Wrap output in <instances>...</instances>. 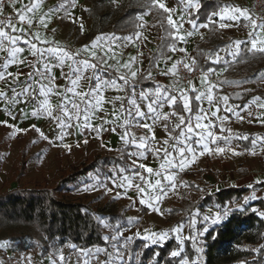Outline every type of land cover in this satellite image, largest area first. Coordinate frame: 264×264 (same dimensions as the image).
<instances>
[{
    "label": "crops",
    "instance_id": "crops-1",
    "mask_svg": "<svg viewBox=\"0 0 264 264\" xmlns=\"http://www.w3.org/2000/svg\"><path fill=\"white\" fill-rule=\"evenodd\" d=\"M115 5L116 3L113 0ZM180 0H158L159 3H164L167 8L172 9L171 13L164 12V14H159L153 8H147L144 12L138 13L136 28L130 32H125L122 34H117L112 31H105L90 34L92 19L88 16V8L91 5V0H88L87 7L85 10V19L82 17H77L80 13L72 9V13L69 15L71 22H77L81 24V19H83V28L79 33L82 35L83 41L79 45L67 46L57 41L54 37V34L51 32L56 31L57 33L62 31V25L59 21L62 20L64 15L63 11V2L64 0H38L41 4V8L37 9V16L40 12L45 13L50 12V18L46 17L47 28L42 27L38 20L34 21V24L37 27L33 29H28L29 34L39 32L40 36L50 42V44H42L38 41L39 47L46 48L49 46H58L64 50L70 51L71 53L79 52L80 55L77 56V59H89L92 63H99L100 58H103L107 61L106 64L99 65L98 71L100 68L106 69L100 71V75L105 78L112 79L116 78L117 82L123 85V81L118 79L120 74H125L129 79V86H125L123 91H117L113 88H107L103 91V95L106 98H113L116 95L125 97L124 103L127 106V97L131 96L132 88H135L137 94L142 90L155 89L156 83L159 82L160 85L167 88L171 94L179 95L181 90L188 92L191 103L193 105V110L195 111L196 107L202 106L206 111H215L216 105H209L207 100L198 105L195 100V95L191 91L192 85L189 83L193 82L197 89L205 91L206 89L201 85L200 81L202 75L206 72L207 69L212 68L215 71L208 74V81L212 83H218L221 81H227L219 89L213 90L214 99L220 104V111L218 116H226L228 119L224 123L226 129H230L233 134V138L230 141L229 145H225L224 141H218V146L225 147L223 153L217 154L215 151L205 152L200 154L198 150L197 155L194 158H190L189 165H186L183 171H175V180L173 181L175 187L173 188L169 185L166 194L162 198L153 204L152 207H171L177 206L179 199L185 198L192 202H196L205 195L213 194L226 187H246L248 188L240 199L233 201L232 203L226 202L223 206L215 202H210L206 204L204 214L208 211L216 210L217 213H220V210H225L221 214L223 221L227 218V215L231 209L239 208L240 205H244V198L252 196L253 193L256 195V199H251L246 205H251V209H255V214L259 218H264L258 215L259 212H264V109H261L253 101L254 97H260L261 101L264 102V53L257 51H249L250 44H241L240 53L238 56L234 57L229 55V50H235V41H246L248 39V33L251 31V23L249 20L241 19L239 23L225 19L223 23L231 25L230 27L221 28L219 24L221 20L218 15L221 13L222 9L227 6L232 7H241L247 9L251 18L254 19L250 12V8L246 6H241L237 4L234 0H219L221 2L220 7L216 11H211L205 21H198L197 18H192L191 15L196 11L197 7H193L190 11H183L181 9ZM32 0H17L16 9H20L23 5L30 4ZM195 4L198 5V0H194ZM158 9V5H156ZM150 10L157 18L159 24V31L151 33L149 29H142L140 26L141 18L144 14ZM162 10V9H160ZM15 14V9H13ZM163 11V10H162ZM77 14V15H76ZM169 15H172L173 20L180 24H183V27L180 28L178 35L184 36V40L174 39V35H177L176 29L171 28L168 25L167 18ZM31 16V14H29ZM162 17L165 23L169 27V32L166 34L163 32L160 18ZM209 17L212 18V22H209ZM195 20L197 24L208 23L207 28L197 27L195 30L192 29V25L189 23V20ZM258 23L261 21H257ZM17 28H28L27 23L20 24L18 18L12 22ZM239 25V26H238ZM5 30L11 31L7 27V22H5ZM191 31L192 35H187ZM139 33V36H137ZM19 34V33H16ZM98 37H104L106 39H101L98 41V44L102 47L90 48L89 51H83L84 46L91 45L93 41H96ZM131 37L129 40L128 38ZM162 43L163 40H166ZM169 39V41H168ZM175 46V51L172 50V46ZM25 47V51L21 54L18 59L23 60H34L35 58L27 51V46L19 45ZM183 48L185 51H180L179 49ZM111 49V51H109ZM92 52L96 53V56H92ZM183 53V54H182ZM114 54V58H113ZM219 54L223 59L216 63L215 56ZM185 55L188 62L193 63L195 60V66L200 69L201 74L197 76H192L186 80L180 79L177 70L173 72H168L167 75H162V72H167L171 68L172 64L177 62L178 58ZM131 57H135V61L131 64L130 69H125L122 65L130 61ZM5 60V53L0 51V64ZM200 60L201 65H206V67L198 66V61ZM117 62H119V71H117ZM108 65H112L111 68H108ZM41 69L43 65H37ZM62 71L67 74L69 68L65 65ZM131 71H136L137 76L133 80L131 77ZM8 72L12 73L11 76H6L4 80H0V92L5 93V96H0V125L11 126L14 124V115L19 114L24 120L25 124L33 126L34 124H42L46 129L61 132V129L57 126L54 119L48 118L46 115H36L33 116L34 111H38L39 104L38 100H42L43 97L33 99V92L36 91L37 85L36 81L39 80V75L36 73V68L29 66L27 63L18 64L10 66ZM56 77V84L60 86H66L67 81L61 78V68L56 67L52 69ZM148 72H151V79H146ZM20 73L19 80L16 79L15 74ZM33 73V78L29 83L33 84V88L29 90L27 95L16 97L15 93H19L21 90L20 86L25 84V81L28 79V74ZM92 70H88L84 73L85 77L91 76ZM42 83L47 84L48 81H42ZM95 86V81H89L88 79H81L77 91L82 93L89 91V88ZM15 89V93L12 91ZM57 91L62 92L63 88L57 89ZM228 96L229 106L235 107L239 106L236 111L237 114L232 112H225L222 101L219 100L221 96ZM137 99L139 97L137 95ZM27 101V102H25ZM61 97L55 94L50 96V103L55 109L61 103ZM247 105V108L244 106ZM120 101L116 102V108H119ZM140 107L142 110L146 111V102L140 101ZM177 111H180L182 114V103H178L175 106ZM104 112H97L94 118L91 120L93 128L99 127L103 124L107 131L101 133L100 137H97L96 132L90 129L77 128L75 126L69 128L67 131L70 134L64 135L63 143H73L77 148L82 146L84 147H102L105 149L99 155L104 153H115L121 154L120 149L125 151L126 158L130 167H136L135 171H139L145 176L147 173H143V170L138 168L139 163H145L146 165L157 169L159 163L161 162L154 156V148H160L161 153L164 147L163 141L168 139V134L164 130V121L161 117L160 120H157L155 124L151 120L145 121L140 120L139 124H133L128 131L129 137L131 140L132 136H135L139 140L142 136H147L151 138L152 133L155 134L154 148L152 151H147L145 153L146 158H137L136 156H129L131 152H137L138 150L133 146L132 143H125L121 136L124 132L123 128L119 127V124L123 123V117L121 120L116 121L115 132L110 129L114 126L113 124H104V120L112 121L113 120V107L111 104L104 105ZM172 109H169L167 106L162 110L164 113L170 112ZM9 112L11 115H9ZM59 115V113H57ZM240 117H243L242 119ZM173 121L176 120L175 117L172 118ZM215 120V118H212ZM7 121V124L3 123ZM149 123L152 131L145 129L140 124ZM206 122V121H205ZM76 121L73 120L75 125ZM82 124L83 121L81 120ZM173 125H169L171 128ZM215 132L219 133V126L214 129ZM178 134V133H176ZM223 135L228 136L229 133L225 131ZM247 137V139H240L237 137ZM87 140V143L84 141ZM253 141H256L255 146ZM171 143V141H170ZM211 148H215L217 145H209ZM94 147V148H95ZM90 148V149H91ZM234 150V151H233ZM89 152V151H88ZM235 152V154H234ZM254 153V154H253ZM87 153L86 155H88ZM98 156V155H94ZM92 156V157H94ZM91 156H85L84 158H92ZM83 158V159H84ZM82 160V159H81ZM80 160V161H81ZM133 160H136L137 163L134 165ZM78 163V162H77ZM97 174V173H96ZM133 171L123 172L120 176H115L117 182L119 183V178L121 176L127 175L132 176ZM97 178H101L97 174ZM113 177V176H112ZM109 178V177H108ZM149 179H155V177H149ZM162 179V177H161ZM261 181L262 183H257ZM134 183H139L138 177H134ZM167 183V182H165ZM251 185V187H249ZM185 186L188 190L187 192L192 196H187L186 194L179 193L184 190ZM128 199L130 197L133 199V203H138V207H149L147 205H141L139 203V197L135 188L123 189L119 188ZM102 192L100 190L98 193ZM103 192H105L103 190ZM105 194L109 195L105 192ZM176 194V196H175ZM111 196V195H109ZM112 197V196H111ZM172 197V198H171ZM258 201L263 202V206H259L256 203ZM244 205V206H246ZM226 213V215H225ZM210 222L206 225V228H212L218 225L220 222L213 224L211 219ZM210 225V226H208Z\"/></svg>",
    "mask_w": 264,
    "mask_h": 264
},
{
    "label": "snow or ice",
    "instance_id": "snow-or-ice-1",
    "mask_svg": "<svg viewBox=\"0 0 264 264\" xmlns=\"http://www.w3.org/2000/svg\"><path fill=\"white\" fill-rule=\"evenodd\" d=\"M191 6L198 7V5L193 3V0H188ZM17 0H8V5L15 9V17L7 18V27L11 29V31L5 30V21L0 20V51L5 53V60L2 64H0V80H4L6 76L13 75L8 72L10 66L27 63L29 66L36 68V73L39 75V80L36 83L39 85L38 91L33 92V99H37L39 97H43L42 100H38L39 108L38 111H34L32 113L33 116L36 115H46L48 118L54 119L57 126L61 129L60 139L63 140L64 135L70 134L67 130L73 126L77 128L90 129L96 132L97 137L101 136V133L107 131L103 124L99 127L93 128L91 124V120L94 118L97 112H104V105L111 104L113 107V120L108 121L104 120V124H113L114 126L110 129L115 132L116 121L121 120L123 117V123L119 124L120 128L124 129V132L121 136V139L127 144L132 143L133 146L138 150L137 152L129 153V156H136L139 158H146L145 153L147 151H152L154 148L155 134L152 133L151 138L147 136H142L137 140L135 136H132L131 140L128 139L129 131L128 129L133 126V124H139L140 120H151L153 124L157 120H160L161 117L164 123V130L166 134H168V139L163 141L164 147L161 153L160 148H154V156L160 160L159 167L157 169H153L152 167L146 165L145 163H139L138 168L143 170V173H147L145 176L139 171H133L132 176H121L119 178V183L116 179H113L112 184L113 187L123 188L125 190L130 188H135L138 197L139 203L141 205H147L152 207L154 203L158 202L163 195L166 194V191L171 185L173 188L175 187L173 181L175 180V171L179 170L183 171L186 165H189L190 158H194L197 155L198 150L200 154L205 152H212L220 154L225 151V147L218 146V141H224V144L227 146L230 144L231 139L233 138V134L230 129H226L223 125L225 121L228 119L226 116H218V112L220 111V104L214 99L213 90L219 89L224 83L227 81H221L218 83H212L208 81V74L213 73L215 70L209 68L202 75V79L200 81L201 85L206 89L205 91H201L197 89L196 85L193 82H189L192 87L191 91L197 93L195 95V100L198 105H202V103L207 100L209 105H216L215 111H206L204 107L198 106L195 111L193 110V105L191 103V98L188 92L181 90L179 95H173L171 92L160 85L159 82L156 83L155 89H147L142 90L139 94L136 93L135 88H132V93L130 97H127V106H125L124 100L125 97L120 95H116L115 97L109 99L103 95V91L107 88H113L117 91H123L125 86H129L128 76L125 74H120L118 79L123 81V85L117 82L116 78L108 79L100 75V71L106 70L100 68L98 71L99 65L106 64L107 61L103 58H100L99 63H92L89 59H77V56L80 55L79 52L71 53L70 51L64 50L58 46H49L46 48H42L38 46V41L42 44H50V42L44 38H42L39 32L29 34L28 29L33 27L34 21L38 20L39 24L47 28L46 17L50 18V12L45 13L43 11L40 12L39 16H37V9L41 8V4L38 0H32L30 4L23 5L22 8L16 9ZM154 5H158L160 9L164 12L171 13L172 9L166 7L164 3H159L158 0H153ZM6 10L5 0H0V15L4 13ZM31 14V16H29ZM218 15L221 23L219 26L221 28L230 27L231 25L223 23L225 19L235 21L239 23L241 19L249 20L251 23V31L248 33V39L246 41H235V50H229L228 54L234 57L238 56L240 53L241 44H250L249 51H257L260 53H264V21L257 22V20L252 19L247 9L241 7H232L229 8L225 6L221 13L213 14ZM20 24L27 23L28 28H17L14 24H12L13 19H17ZM168 25L171 28L176 29L177 35H174V39H179L181 41L184 40V36L178 35L180 28L183 27V24L176 23L173 20L172 15H169L167 18ZM209 22H212V18L209 17ZM189 23L192 25V29L195 30L197 27L207 28L209 26L208 23L205 24H197L195 20L190 19ZM19 33V34H16ZM187 35H192V32L189 31ZM139 36V33H137ZM101 39H106L104 37H98L96 41H93L92 44L86 45L83 48V51L87 52L90 48L102 47L98 44V41ZM129 40L131 37L128 38ZM27 46V51L34 57V60H23L18 59V57L24 53L25 47L19 45ZM172 50L175 51V46H172ZM180 51H185L183 48L179 49ZM111 51V49H109ZM92 56L95 57L96 53L92 52ZM114 58V54H113ZM135 57H131L129 62H126L122 65L125 69H130L131 64L135 61ZM223 58L216 54L215 61L216 63L220 62ZM177 63L172 64L171 68L168 69L167 72H162V75H167L168 72H175L177 68ZM43 65L41 69L37 65ZM67 65L69 68V72L65 74L62 69ZM117 71H119V62H117ZM195 60H193V66L185 63L183 66L188 71H194ZM59 67L61 68V78L67 81L66 86H60L56 84V77L52 72L53 68ZM112 65H108V68H111ZM92 70V75L85 77L84 73L88 70ZM20 73H16V79L19 80ZM33 73L28 74V79L25 81L26 86L22 89L20 93H15V89L12 91L15 93L16 97L27 95L29 90L33 88V84L29 83L33 78ZM137 72L131 71V77L133 80L136 78ZM152 74L148 72L146 79H151ZM81 79H88L89 81L94 80L95 86L89 88L87 92L77 91L78 84ZM48 81L47 84L42 83V81ZM63 88V91H57V89ZM55 94L61 97V103L54 109L52 104L50 103V96ZM137 95L139 100L137 99ZM0 96H5V93L0 92ZM6 98V96H5ZM222 101L225 112H232L233 114H237L236 109L239 106H229L228 96H221L219 98ZM120 101L119 108H116V102ZM140 101L146 102V111L142 110L140 107ZM253 101L257 104V106L261 109H264V102L261 101L260 97H254ZM27 102V101H25ZM178 103H182V112L177 111L175 106ZM167 106L169 109H172L168 113H164L162 110ZM247 108V105L244 106ZM59 113V115H57ZM9 115L11 113L9 112ZM173 117L176 118L173 121ZM212 118H215L213 120ZM241 119L243 117H240ZM73 120L76 121L75 125L73 124ZM83 121L81 124L80 121ZM206 121V122H205ZM3 123L7 124V121ZM173 125L169 128V125ZM139 126L148 129L150 132L152 128L149 123L145 122L140 124ZM220 128V132L217 133L214 131L216 127ZM35 127V126H33ZM16 131H23L21 129H16ZM39 131V129H37ZM227 131L229 133L228 136L223 135V133ZM178 133V134H176ZM240 139H247V137H237ZM264 140V138H261ZM171 141V143H170ZM87 143V140L84 141ZM217 145L214 149L209 145ZM256 141H253V145L255 146ZM64 147L69 148L70 146L64 144ZM234 151V150H233ZM235 154V152H234ZM254 154V153H253ZM137 163L136 160H133V164ZM121 172H125V169H121ZM155 177V179H149V177ZM134 177H138L139 183H134ZM162 177V179H161ZM167 182V183H165ZM257 183H262L261 181H257ZM251 187V185H249ZM121 195V193H118ZM255 193L252 196H248L244 198V205L248 203L251 199H256ZM244 205L239 206V210H244ZM155 210V209H153ZM253 211H256L253 209ZM226 215V213H225ZM258 215L264 217V212H259ZM205 221L211 219L213 224H216L221 221L222 216L220 213H216L214 217H204ZM131 222V221H130ZM195 224V220L192 221ZM181 226H177L173 228L171 231L177 233V239H182L179 236L181 232ZM208 229L205 228L204 232H207ZM203 233H201L202 235ZM139 235V233H137ZM167 232L162 233H152L150 236H145L144 239H151L153 243H156L157 240H164L167 237ZM105 240H108V237H104ZM111 239L116 240L117 237H112ZM132 239V237L125 238V245ZM147 246V245H146ZM180 251H172V257L180 256ZM202 249H198L201 251ZM105 252L104 249L97 248L96 255L99 253ZM87 256L88 253H85ZM105 255L108 257L106 260L99 261V264H113V256L120 261V264H124V253L120 251L119 247H116V251L114 254H108L105 252ZM60 264H63V256L59 257ZM51 264H56V261L53 260ZM87 264V261H85ZM181 264H196V261H189L188 259L181 260Z\"/></svg>",
    "mask_w": 264,
    "mask_h": 264
},
{
    "label": "trees",
    "instance_id": "trees-1",
    "mask_svg": "<svg viewBox=\"0 0 264 264\" xmlns=\"http://www.w3.org/2000/svg\"><path fill=\"white\" fill-rule=\"evenodd\" d=\"M221 5L219 0H198V7L191 15L198 21H205L211 11H216ZM153 8L159 14L164 11L153 4V0H122L115 5L113 0H91L88 16L92 19L90 34L112 31L117 34L130 32L136 28L138 13L147 8ZM163 32H169V27L160 16ZM166 40H163L162 43ZM169 41V39H168ZM198 66L201 65L200 60ZM199 68V67H198ZM104 153L92 158H84L72 165L65 173L58 174L52 185H36L33 187H12L0 194V240L12 244L13 251H22L38 246L42 256L66 243L75 248L86 249L91 246H104V227L102 221L111 228L123 226L126 208L115 198L100 192L96 202H79L66 198L64 191L78 188L81 178L89 172H97L101 176H113L110 167H114L115 176L125 172L135 171L130 167L126 153ZM23 154L20 156L24 169ZM246 187H226L213 194L205 195L196 202L179 199L177 206L168 209L167 220L173 226L183 219L189 221L191 213L197 211L198 222L194 226L189 223L187 238L184 239L180 256L172 257V251L180 248V243L174 237L164 240L161 244H147L145 240L132 236L129 244L130 258L124 264H179L186 258L196 264H233L242 261L243 264H264V218H259L251 205L231 209L227 218L218 225L202 231L199 239L202 250L198 251L191 240L193 228L202 230L204 224L201 217L205 205L215 202L223 206L232 203L247 192ZM263 206V202L256 203ZM145 211V207L142 211ZM244 244L246 246L241 248ZM147 245V246H146Z\"/></svg>",
    "mask_w": 264,
    "mask_h": 264
},
{
    "label": "rangeland",
    "instance_id": "rangeland-1",
    "mask_svg": "<svg viewBox=\"0 0 264 264\" xmlns=\"http://www.w3.org/2000/svg\"><path fill=\"white\" fill-rule=\"evenodd\" d=\"M88 0H64L63 11L64 15L62 20L59 21L62 25V31L51 32L57 41L67 46H76L82 43L83 38L79 33L83 28V19H85V10L88 5ZM116 3H120L122 0H115ZM232 1V0H231ZM241 6L250 8L252 0H234ZM181 9L185 12L190 11L194 6H191L188 0H180ZM193 3L195 4L194 0ZM72 9L80 13L77 17H82L81 24L77 22H71L69 15L72 13ZM27 25V24H26ZM140 26L142 29H149L151 33H157L159 31V24L156 16L148 10L141 18ZM239 26V25H238ZM28 27V26H27ZM33 27H37L36 24ZM31 27L30 29H33ZM183 54V53H182ZM30 82V81H28ZM38 91L39 85L36 83ZM26 84L19 87L22 89ZM20 91V92H21ZM19 92V93H20ZM14 124L11 126L0 125V194L6 190L19 186V187H33L36 185H52L58 174L65 173L72 165L79 162L85 156L99 155L105 151L102 147H80L77 148L73 143L64 142L61 140V132L56 129H46L42 124H34L33 126L25 124L21 115H14ZM21 129L23 131H16ZM39 129V131H37ZM64 139V138H63ZM64 144L69 145V148L64 147ZM91 148V149H90ZM89 151V152H88ZM89 153L88 155H86ZM23 154L24 169L19 172L21 166L20 156ZM113 172V177H107L101 174V178H97L99 173L89 172L83 176L80 180L81 185L78 188H72L70 191H64L63 195L73 201L79 202H96V196L100 190H103L111 195L116 201L126 208V219L123 226L119 228L110 227L106 222L102 221L104 227V237H108L104 246H91L86 249L75 248L74 245L66 243L63 246L58 247L52 251L51 254L42 256L38 246L30 247L22 251H13L12 244L6 240H0V264H51L53 260L56 264H60L59 257L63 256V264H99V261L106 260L108 254H114L116 247L120 248V251L124 253V263L130 258L129 244L131 240L125 245V238L137 236L146 241L149 244H161L164 240L174 237L177 239V233L171 231L177 226H181V232L179 236L182 239L178 240L180 248L176 251H180L183 245L184 239L187 238V227L189 223L195 227L198 222L197 211L191 213L189 221L183 219L175 225H171L168 222V209L169 207H145V211H142L143 207H138V203H133V199L126 196L119 188L113 187L112 181L116 179L114 177L115 169L110 167ZM97 173V174H96ZM183 192L179 193L191 196L187 192V188L183 186ZM104 192V193H105ZM121 193V195H118ZM176 196V194H175ZM192 197V196H191ZM172 198V197H171ZM155 209V210H153ZM225 210H220V214ZM216 210L203 213L201 222L204 224L203 229L200 231L197 228H193L191 240L194 241L196 249H202V241L199 239L200 234L206 228V225L210 220L205 221L204 217H214ZM195 220V224L192 221ZM131 221V222H130ZM212 222V220H211ZM210 226V225H208ZM167 232L168 235L164 240H157L153 243L151 239H144L145 236H150L152 233ZM139 233V235H137ZM1 235V234H0ZM117 237L116 240L111 239ZM244 244L241 248H244ZM104 249L105 252L96 255V249ZM85 253H88L86 256ZM186 259V258H183ZM182 259V260H183ZM113 264H120V261L113 256ZM181 264V261L179 262ZM233 264H243L242 261H236Z\"/></svg>",
    "mask_w": 264,
    "mask_h": 264
},
{
    "label": "built area",
    "instance_id": "built-area-1",
    "mask_svg": "<svg viewBox=\"0 0 264 264\" xmlns=\"http://www.w3.org/2000/svg\"><path fill=\"white\" fill-rule=\"evenodd\" d=\"M5 5H6V10L4 11V13L2 15H0V20H4L5 22H7V18L9 17H15L13 8L8 5V0H5ZM250 12L252 14V16L254 17L255 20L257 21H264V0H252L251 5H250ZM16 19H13V21H15ZM177 73L180 77V79L182 80H186L189 77L192 76H197L201 74L200 69H198L195 65H194V71H188V69L184 68V64L187 63L190 66H193V63L188 62L187 57L185 55L181 56L180 58H178L177 60Z\"/></svg>",
    "mask_w": 264,
    "mask_h": 264
}]
</instances>
